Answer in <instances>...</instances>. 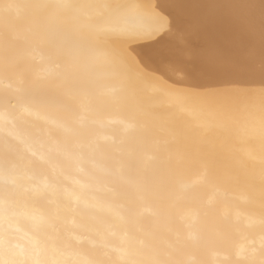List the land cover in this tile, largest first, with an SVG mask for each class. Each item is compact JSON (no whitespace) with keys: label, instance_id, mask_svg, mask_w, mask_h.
Listing matches in <instances>:
<instances>
[{"label":"bare ground","instance_id":"1","mask_svg":"<svg viewBox=\"0 0 264 264\" xmlns=\"http://www.w3.org/2000/svg\"><path fill=\"white\" fill-rule=\"evenodd\" d=\"M259 3L0 0V264H264ZM123 20L163 23L140 72L104 43Z\"/></svg>","mask_w":264,"mask_h":264},{"label":"snow or ice","instance_id":"2","mask_svg":"<svg viewBox=\"0 0 264 264\" xmlns=\"http://www.w3.org/2000/svg\"><path fill=\"white\" fill-rule=\"evenodd\" d=\"M133 7V6H130ZM155 15L154 12L150 13ZM163 28V23L158 27H154L151 24L130 22L127 20L118 21L114 23L111 27L105 30L104 43L110 46L116 60L119 62L122 68L128 70H134L140 72V68L133 59V52L135 49L131 45L142 39L150 38L156 35ZM262 72H264V62L261 65ZM165 71L171 73L178 80H185L189 77V73L182 67L176 64H167L165 66ZM197 89H202V91H197ZM186 97L198 96L201 99H206L208 97L218 98L221 103L217 105L216 108H204L201 107L200 111H207L210 115H215L219 111H228L232 108L238 106L239 97L233 96L227 89H214L206 88L199 84L188 85V91L181 93ZM254 105L248 104L246 107L251 108ZM262 122H264V104L261 106Z\"/></svg>","mask_w":264,"mask_h":264},{"label":"rangeland","instance_id":"3","mask_svg":"<svg viewBox=\"0 0 264 264\" xmlns=\"http://www.w3.org/2000/svg\"><path fill=\"white\" fill-rule=\"evenodd\" d=\"M263 4H264V3H259L258 6L261 5L259 8H261V7L263 6ZM258 6H257V7H258ZM257 7H256V9H257ZM256 9H254V11L250 12L251 14L249 13V15L253 16V15L255 14V15L257 16V13H255V12H256V11H255ZM253 13H254V14H253ZM263 14H264V13H263ZM167 15L170 17L169 14H167ZM256 16H255V17H256ZM261 16H262V14H261ZM261 16H259L260 19L258 18V21L260 20V21H259L260 23H259V22H258V23L261 24V20H262V24H261V25H258V29L260 28V30H263V32H264V25H263V24H264V19H263L264 15L262 16V19H261ZM166 17H167V16H166ZM167 18H168V17H167ZM174 24H175V23L170 24V26H169V28H168V29H169L168 31H170L171 34H175V33L178 34V33H180V32L183 33L184 31L188 30L187 27H186L187 29H186L185 27H183V28H185L184 30H181L182 28L179 30V28L177 27V24H175L176 26H175ZM259 26H260V27H259ZM260 30H259V31H260ZM178 35H179V34H178ZM175 36H176V35H175ZM164 37H165V36H164ZM194 40H196L197 42L194 41ZM190 44H191V50H189L187 53H190V52H192V51H196V50L198 51V50H200V49H203V47H204V46H203V47L201 46L200 39L198 40L197 37H193V38H191V39H190ZM199 44H200V45H199ZM196 47H198V48H196ZM252 56H253V55H252ZM252 56H251L250 54H249V56H246V55H245V58H246V60H248V58H249L248 61L250 62V61H252V60H255ZM251 57H252V59H251ZM243 58H244V56H243ZM245 58H244V59H245ZM259 60H260V62H259ZM167 61H168V63H167ZM169 62H170L171 64H174V63L177 64L178 61H175V60H165V61L162 62V65H161V66L164 67V66H166L167 64H170ZM172 62H173V63H172ZM256 62H257V63L259 62L260 65H259V67H258V64H255V68H256V66H257V69H259L260 66H261V64H262V63H261V59H258V61H256ZM256 62H255V63H256ZM262 62H264V61H262ZM143 63H144V64H143ZM165 63H166V64H165ZM164 64H165V65H164ZM142 65H146V66H148L149 64H148L147 61H143V62H142ZM178 65H179V62H178ZM179 67H180V66H179ZM164 68H165V67H164ZM260 70H261V68H260ZM194 71H195V70H194ZM156 72H158V71H156ZM156 72H154V73H155L158 77H159V75H160L161 78L164 77V76H166V78L164 77L165 79H164V78H162V79H164V80L167 79V81H168L169 83L172 82V81H175L176 83H179L178 85L181 84V85L184 86V85H186L187 80H188V78H187V79H185V80H180V81L177 82V81H176V77L173 76V75L170 74V73H167V75H166V74L163 75V71H161V72L159 71V73H156ZM165 72H166V71H165V69H164V73H165ZM195 72H196L195 74L199 73L198 70H196ZM193 73H194V72H193ZM193 73H192V74H193ZM158 74H159V75H158ZM161 74H162L163 76H162ZM169 74H170V75H169ZM195 74H193V75H195ZM168 76H169V77H168ZM170 77H172V78H170ZM174 77H175V78H174ZM168 78H169V79H168ZM170 79H171V80H170ZM172 79H173V80H172ZM185 81H186V82H185ZM175 82H174V83H175ZM184 82H185V83H184ZM174 83H173V84H174ZM174 85H175V84H174Z\"/></svg>","mask_w":264,"mask_h":264}]
</instances>
